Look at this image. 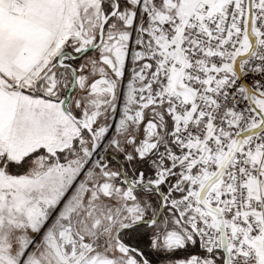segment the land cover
I'll return each instance as SVG.
<instances>
[{"label": "snow or ice", "instance_id": "snow-or-ice-1", "mask_svg": "<svg viewBox=\"0 0 264 264\" xmlns=\"http://www.w3.org/2000/svg\"><path fill=\"white\" fill-rule=\"evenodd\" d=\"M0 264H264V0H0Z\"/></svg>", "mask_w": 264, "mask_h": 264}]
</instances>
